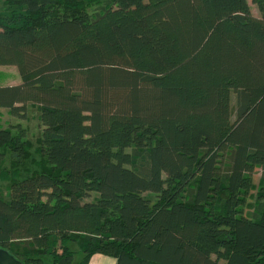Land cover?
Returning <instances> with one entry per match:
<instances>
[{
	"label": "trees",
	"instance_id": "16d2710c",
	"mask_svg": "<svg viewBox=\"0 0 264 264\" xmlns=\"http://www.w3.org/2000/svg\"><path fill=\"white\" fill-rule=\"evenodd\" d=\"M87 2L2 0L0 249L264 264V0Z\"/></svg>",
	"mask_w": 264,
	"mask_h": 264
},
{
	"label": "rangeland",
	"instance_id": "374dc122",
	"mask_svg": "<svg viewBox=\"0 0 264 264\" xmlns=\"http://www.w3.org/2000/svg\"><path fill=\"white\" fill-rule=\"evenodd\" d=\"M252 12L255 15H258V9L256 5L253 4V0H249ZM105 0H88L87 2V12L89 15H94V13L97 11L98 7L101 5H104ZM3 6L2 0H0V8ZM21 82V77L19 74V71L14 66H1L0 67V85L1 86H7V85H16ZM234 104V99H233ZM234 111V108H233ZM33 116L30 117V120H27L25 123L26 126L29 127V130L32 132L33 135H36L39 131V125H38V119L35 112L32 114ZM16 118H12L9 113L6 110H2L0 113V126H8L9 123L16 122ZM11 158L8 157L6 160L4 166L6 169H9L11 167L10 163ZM30 164V163H29ZM25 171H22L23 174ZM261 174L262 170L258 169L254 173L253 177V187L247 197V202L245 206L246 212H252L254 209V206L256 205V202L258 200V191H259V185L261 180ZM2 188L5 189L7 187V183L1 182Z\"/></svg>",
	"mask_w": 264,
	"mask_h": 264
},
{
	"label": "crops",
	"instance_id": "0c3cea01",
	"mask_svg": "<svg viewBox=\"0 0 264 264\" xmlns=\"http://www.w3.org/2000/svg\"><path fill=\"white\" fill-rule=\"evenodd\" d=\"M76 260H80V257H77ZM90 264H118L117 259L105 255H95Z\"/></svg>",
	"mask_w": 264,
	"mask_h": 264
},
{
	"label": "water",
	"instance_id": "95a60500",
	"mask_svg": "<svg viewBox=\"0 0 264 264\" xmlns=\"http://www.w3.org/2000/svg\"><path fill=\"white\" fill-rule=\"evenodd\" d=\"M0 264H22L12 257L7 251L0 249Z\"/></svg>",
	"mask_w": 264,
	"mask_h": 264
}]
</instances>
